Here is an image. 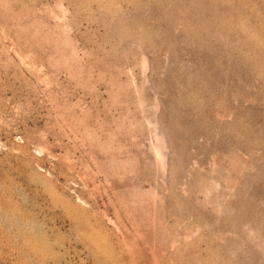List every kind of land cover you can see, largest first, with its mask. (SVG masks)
Returning a JSON list of instances; mask_svg holds the SVG:
<instances>
[{
    "label": "rangeland",
    "instance_id": "rangeland-1",
    "mask_svg": "<svg viewBox=\"0 0 264 264\" xmlns=\"http://www.w3.org/2000/svg\"><path fill=\"white\" fill-rule=\"evenodd\" d=\"M0 264H264V0H0Z\"/></svg>",
    "mask_w": 264,
    "mask_h": 264
},
{
    "label": "bare ground",
    "instance_id": "bare-ground-1",
    "mask_svg": "<svg viewBox=\"0 0 264 264\" xmlns=\"http://www.w3.org/2000/svg\"><path fill=\"white\" fill-rule=\"evenodd\" d=\"M163 138H164V137H162V139H163ZM160 139H161V137H160ZM160 139H159V140H160ZM163 140H164V139H163ZM160 142H161V141H160ZM160 142H159V143H160ZM163 143H164V142H163ZM163 143H162V144H163ZM154 148H155V147H154ZM164 148H165V147H164ZM160 150H161V149H160ZM161 151H162V150H161ZM161 151H160V152H161ZM163 152H164V151H163ZM161 155H162V154H161ZM162 156H163V155H162ZM162 156H161V157H162ZM163 163H164V162H163Z\"/></svg>",
    "mask_w": 264,
    "mask_h": 264
}]
</instances>
